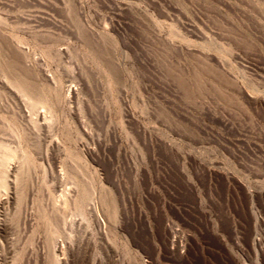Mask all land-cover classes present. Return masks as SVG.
<instances>
[{
    "label": "rangeland",
    "instance_id": "obj_1",
    "mask_svg": "<svg viewBox=\"0 0 264 264\" xmlns=\"http://www.w3.org/2000/svg\"><path fill=\"white\" fill-rule=\"evenodd\" d=\"M0 264H264V0H0Z\"/></svg>",
    "mask_w": 264,
    "mask_h": 264
}]
</instances>
